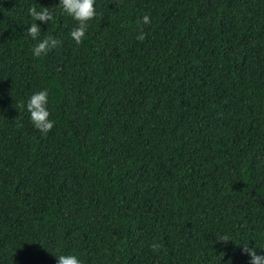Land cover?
<instances>
[{
    "label": "trees",
    "instance_id": "16d2710c",
    "mask_svg": "<svg viewBox=\"0 0 264 264\" xmlns=\"http://www.w3.org/2000/svg\"><path fill=\"white\" fill-rule=\"evenodd\" d=\"M57 3L0 0V264L264 253V0H95L79 43ZM30 6L57 41L38 57Z\"/></svg>",
    "mask_w": 264,
    "mask_h": 264
},
{
    "label": "clouds",
    "instance_id": "9594fccd",
    "mask_svg": "<svg viewBox=\"0 0 264 264\" xmlns=\"http://www.w3.org/2000/svg\"><path fill=\"white\" fill-rule=\"evenodd\" d=\"M94 3L95 0H58L57 4L60 6L61 12L76 22V26L68 34L76 43H79L84 35L88 21L96 15ZM27 14L33 22L28 25L26 32L36 41L31 48V54L38 57L57 44V41L51 36L37 39L38 33L41 31L37 21L48 22L52 18V14L49 8L42 6L39 9L28 7ZM141 19L145 23L148 22L147 15ZM137 38L143 39V33L141 32ZM48 103V91L46 89L31 93L23 102V108L28 113L32 127L41 134H46L54 124V121L49 119ZM151 247L157 248L159 245L153 244ZM242 252L249 257V264H264V253L248 247L242 248ZM55 264H82V261L74 253L60 254L55 256Z\"/></svg>",
    "mask_w": 264,
    "mask_h": 264
}]
</instances>
